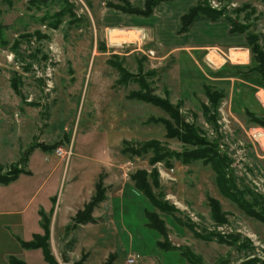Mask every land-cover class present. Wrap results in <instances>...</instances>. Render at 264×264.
<instances>
[{"label": "rangeland", "instance_id": "1", "mask_svg": "<svg viewBox=\"0 0 264 264\" xmlns=\"http://www.w3.org/2000/svg\"><path fill=\"white\" fill-rule=\"evenodd\" d=\"M29 1L0 0V171L6 172L11 164L21 161L36 142L58 144L51 150L52 156L46 155L52 162L45 163L44 151L35 147L25 166L29 173L0 185V264H11V257L28 264L48 263L41 247L31 248L22 241L32 240L31 234L39 231L33 228L37 206L48 205L46 196L58 183L64 203L80 192L87 196L104 171L107 176L111 174L106 180L118 187L137 169L150 174L158 170L157 186L152 177L148 183L157 199L174 208L171 213L154 208L165 218L173 245L189 247L201 257L199 264H248L250 259L263 264L264 220L247 214L221 193L210 165L201 160L185 163L178 159L168 165L170 158L152 163L155 149L144 150L140 156L122 152L124 139L135 146L158 139L162 148L180 154L199 146L178 137L169 138L163 122L150 121L152 116L171 118L163 107L147 99L129 97L131 91H137L140 96L155 94L172 102L177 92L176 88L170 91L164 75L158 74L156 68L165 65H159L162 58L154 53L153 45L134 41L139 40L138 35L124 30L128 27H112L115 24L100 20L102 11L116 9L107 3L118 0H67L73 10L68 6L60 20L54 14L63 5L49 1L32 7ZM221 1L220 8L227 14L251 25L250 30L263 33L264 0ZM245 3L253 5L256 13L250 8L238 13L236 8ZM53 22L55 26H51ZM38 30L46 37L37 35ZM109 31L116 43L108 39ZM23 33L32 35L22 37ZM179 36L171 33L169 40L178 42ZM243 51L244 54L234 52L233 60H246L248 52ZM112 61L121 62L131 73H140L143 86L133 78L127 84L119 83L120 71ZM228 100L224 97L218 106L215 123L203 113V101L208 103V99H202L198 106L178 100L179 116L188 123V129L191 127L189 131L214 143L219 153L230 157L227 177L235 180L249 201L258 200L262 206L255 205L254 209L261 211L264 147L254 139L252 129L264 125L251 120L242 102L232 110ZM225 115L230 123L223 129L220 121ZM173 124L176 127L175 120ZM58 147L71 153L70 158L59 156ZM58 161L60 166L53 170ZM208 196L218 198L228 212L225 222L217 223L211 217ZM109 202L112 207L115 202L116 206L121 204L117 199ZM124 206V211L119 207L117 212L116 221L121 227L110 221L111 214L100 218L93 230L57 227L49 242L59 264H104L108 260H112L109 264L120 263L124 261L122 249L141 255L135 264H191L180 250H165L157 245L163 237L148 225L145 209H152V205L141 192L129 187ZM183 222H192L194 229ZM101 225L107 228L102 231ZM195 232L209 234L213 239L197 237Z\"/></svg>", "mask_w": 264, "mask_h": 264}, {"label": "crops", "instance_id": "2", "mask_svg": "<svg viewBox=\"0 0 264 264\" xmlns=\"http://www.w3.org/2000/svg\"><path fill=\"white\" fill-rule=\"evenodd\" d=\"M198 1L199 0H164L156 6L154 12L149 16L131 14L109 8L101 12L100 20L102 19L108 25L111 23L115 24L112 25V27H128L129 29L124 30L129 33H135V28H139L140 30L143 29L146 32L147 38L145 41H134H137L138 43L148 41L146 45H153V49H155L154 53L157 52L160 58H162L159 65L162 64L166 66V64H168L166 67L162 66L157 67L156 69L159 72L158 74L162 75V77L164 75V82L170 91H173L176 88L177 97L172 93L173 99H171L174 104H177L178 100H184V105L190 104L192 106H198V104L202 105L203 102L207 103L205 101L201 103V101L202 99H207L205 95V86L211 85L226 92L232 110L235 105H239V102H242L244 112L246 111L255 115L264 116V80L258 71L250 70V67L253 66V58L248 47L246 33L232 32V24L226 17L214 20L205 16L195 19L187 31L180 32L182 15ZM234 1L237 3L241 2V0ZM130 2L136 7L143 8L145 5V0H130ZM262 26L264 33V25ZM171 33L174 36L175 34L180 35L178 42H171L169 40ZM125 43H128V41H125ZM216 48L220 49V53L214 52ZM138 49L141 50V47ZM235 50H247V59L233 60L232 53ZM235 100H237L236 103ZM43 151V160L45 163L52 162V158L50 160L46 159V155H49V157L52 156L50 154L51 151ZM60 164L61 162L58 161L53 170H55L57 166H60ZM27 165H29V163ZM101 174L104 175V184L106 186L105 199L96 206L93 211L92 215L95 220L81 223L76 229L89 228L93 230L95 225H97L103 217L108 216V214H111L110 221H113L114 224L121 227L120 223H117L116 221L118 218L117 212L119 207H121L123 211L125 209L124 199H126L127 189L132 187V189L139 190L134 186V182L131 178L122 181L118 187L112 186L111 182L106 180L107 177L110 178L111 174H108L107 176V172L104 171L98 175L94 189H89L87 196H84V192H80L76 197H68L67 201L64 203L59 197L58 188L60 183H58L56 189L52 191L53 193L46 196L48 205L44 206L41 203L38 204V216L37 214H34L33 217V220L36 219L37 222H34L35 227L33 226V228H38L39 231H34L31 236L35 233H44L40 211H44L51 220V235L59 226L66 229L67 226L72 225L74 223V217L78 211L82 210L94 196L96 192V184ZM45 182L46 180L43 181V183ZM109 186H111V189ZM33 199L34 197L29 200L33 201ZM110 199H117L118 203L121 202V204L116 206L115 202L112 207L109 202ZM147 200L149 201L148 198ZM101 209H103L102 212H100ZM145 210L146 214L147 210L152 211L155 209L152 205V209L146 208ZM60 218L62 220L61 222L59 221ZM109 224L112 225L111 222H109L108 225ZM100 227L102 228V231L107 228L102 225ZM115 251L118 253L119 249ZM121 252L124 254V260L129 254L134 253L126 249H122ZM118 263L119 262L115 264ZM154 264L157 263L154 262Z\"/></svg>", "mask_w": 264, "mask_h": 264}, {"label": "trees", "instance_id": "3", "mask_svg": "<svg viewBox=\"0 0 264 264\" xmlns=\"http://www.w3.org/2000/svg\"><path fill=\"white\" fill-rule=\"evenodd\" d=\"M49 1L58 2L60 5H63L55 14V19L60 20L66 12V8L69 6L71 11L73 10V4L67 2V0H30L29 5L34 7V5H38L40 3H49ZM164 0H145V5L143 8L134 6L130 0H118V2H108L107 5L118 10H121L126 13L139 14L149 16L151 15L156 6ZM250 8L253 13H256V9L250 3H245L241 7L236 8L237 12L245 11V9ZM262 14V12L260 13ZM209 17L211 19L217 20L223 17H226L232 24V32L235 33H246L248 40V47L250 48L252 58H253V66L250 67V70L258 71L264 80V33L254 32L250 30L251 25L244 24L239 19L227 14L225 9H216L212 8L208 2V0H199L196 4L190 7V9L182 15V26L180 28V32H185L189 29L192 22L199 17ZM262 19V16H260ZM55 26L56 23L53 22L51 26ZM37 35H41L42 37H46V35H42L40 30L36 32ZM30 33L21 34L22 37L31 36ZM116 68L120 71V77L118 79L119 83L127 84L130 82L131 78L135 79L141 86H143L142 81L143 78H140L138 74L129 72L125 66L119 61L111 62ZM153 73V72H152ZM148 91V88H144ZM152 91L149 86V91ZM140 92L142 90H139ZM205 95L208 99V103H203V113L205 117L211 121L216 122L217 119V109L220 105L221 101L224 97L227 96L226 92L222 89L215 88L211 85L205 86ZM130 98L137 99H147L149 102L154 103L155 105L163 107L168 113L171 114V118L165 117H155L152 116L150 121L154 122H163L167 126V135L169 138L178 137L182 142L185 143H195L199 147L196 150L184 151L182 154L177 152L176 150H166L160 146V141L158 139H149L138 146L133 145L132 141L124 140V147L122 148V152L124 154H129L131 156H140L143 151L148 149H155V156L151 159L152 163H155L159 160H165V158H170L168 165H172V159L182 160L185 163L191 161L201 160L204 164L210 165L216 173L217 176V184L221 190V193L231 199L234 203H236L240 208H242L247 214L254 215L259 219L264 220V207H261V211H257L254 209L255 205L262 206L260 202L254 200V202L249 201L245 195L244 190H240L234 179H229L227 177V168L230 165V157L227 154L219 153L216 148V145L208 140H205L198 136V134H194L191 131V127L188 129V123L186 124L183 116H179V108L180 104H174L169 99H163L158 95H148L142 94L141 96L137 94V91H131L129 94ZM168 98V97H167ZM251 120L258 122L261 125H264V116L255 115L253 113H249ZM181 117V118H180ZM176 121V127H174L173 121ZM192 133V134H190ZM58 144V142H57ZM55 144H44L43 142H36L32 146H30L29 151L25 154V157L15 163L11 164L10 169L6 172L0 171V184H9L14 181L21 173H29L27 169H25L26 163L28 162V156L34 150L35 147H40L43 150H52ZM159 145V146H158ZM22 165V166H21ZM150 177L153 178V183L157 186L158 182V170L148 173L145 169H137L130 175L131 180L134 182V186L141 191L152 203L154 208L161 212H170L174 209L172 206L162 202L161 200L156 198V195L150 191V185L148 181ZM247 192V191H246ZM248 194V192H247ZM106 196V186L104 184V175L101 174L100 178L96 184V192L92 199L85 205V207L78 211V213L74 217V223L72 225L67 226V230L76 229L79 224L87 223L89 221H94L93 211L98 206ZM208 202L210 206L211 217L217 223H222L227 220L226 215L228 214L222 207L220 200L214 196H208ZM168 205V206H167ZM147 210L146 216L148 218V225L156 229L162 235L163 239L158 241L159 247L165 250H180L181 254L186 258V260L191 264H199L201 263V257L198 256L195 252H193L189 247H180L175 246L169 241L168 235V227L167 223L163 217L156 211ZM42 215V226L44 228V233H35L34 238L30 241H22L25 246L31 248H40L44 252V257L48 264H59V261L56 259L54 253L52 252L50 245V237H51V228L48 215L44 211H40ZM171 213V212H170ZM184 225L194 229V224L192 222H183ZM197 237H202L207 240H212L213 236L207 234L196 233ZM224 238L220 237L219 242L223 243ZM11 264H28L26 261H23L18 258L11 257ZM108 260L105 264H109ZM248 264H258V260L250 259ZM264 264V262H263Z\"/></svg>", "mask_w": 264, "mask_h": 264}, {"label": "built area", "instance_id": "4", "mask_svg": "<svg viewBox=\"0 0 264 264\" xmlns=\"http://www.w3.org/2000/svg\"><path fill=\"white\" fill-rule=\"evenodd\" d=\"M209 4L212 8H216V9H221L220 8V5L222 4V1L221 0H209ZM112 31V30H111ZM111 31H109V40L111 41V43H116L114 41H112L111 39ZM130 31V30H129ZM135 34L138 35V39L139 40H144L147 38V34L146 32L143 30V29H137L135 28ZM214 52L216 53H220V49L219 48H216V50H214ZM153 53V51H152ZM221 125H222V128L223 129H226L228 128V124L230 123V121L227 119L226 115L225 117H223V119L220 121ZM226 127V128H225ZM253 137L255 140L257 141H260L261 142V145L264 147V127H261V128H253ZM57 154L63 158H70V155H72L71 153L69 154H66V152L64 151V149L62 147H58L57 148ZM171 171H173V169H171ZM141 257V255L139 253H131L129 254L126 259L122 262H120L119 264H135L137 263L138 259Z\"/></svg>", "mask_w": 264, "mask_h": 264}, {"label": "bare ground", "instance_id": "5", "mask_svg": "<svg viewBox=\"0 0 264 264\" xmlns=\"http://www.w3.org/2000/svg\"><path fill=\"white\" fill-rule=\"evenodd\" d=\"M234 52H236V53H238V52H239V53H242V54H244V51H243V50H242V51H240V50H235ZM234 52H233V53H234ZM233 53H232V55H233Z\"/></svg>", "mask_w": 264, "mask_h": 264}, {"label": "flooded vegetation", "instance_id": "6", "mask_svg": "<svg viewBox=\"0 0 264 264\" xmlns=\"http://www.w3.org/2000/svg\"><path fill=\"white\" fill-rule=\"evenodd\" d=\"M260 126V125H259Z\"/></svg>", "mask_w": 264, "mask_h": 264}]
</instances>
